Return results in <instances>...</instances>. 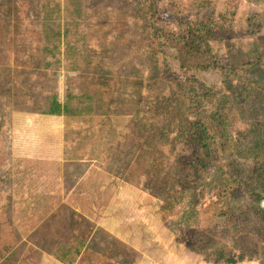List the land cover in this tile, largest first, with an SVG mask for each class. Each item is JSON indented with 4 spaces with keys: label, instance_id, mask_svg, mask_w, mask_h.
<instances>
[{
    "label": "rangeland",
    "instance_id": "374dc122",
    "mask_svg": "<svg viewBox=\"0 0 264 264\" xmlns=\"http://www.w3.org/2000/svg\"><path fill=\"white\" fill-rule=\"evenodd\" d=\"M132 1L0 0V245L7 246L18 240L21 234H26V223L14 227V219L22 218V215H15L17 208L14 206L18 204L28 206L33 203L32 200L17 201L11 196V177L17 174L16 159L10 154L12 129L18 132L17 128H19V134L26 131L30 133L37 131L38 137L33 140L30 137V143L32 144L35 140L34 142L38 143L40 148L47 141L42 134L44 129L46 133L57 135L58 120L49 119L45 114V110L49 106L47 101L52 92L58 90L59 101L65 103L68 101L69 94H78L73 90L78 87L79 79L85 81L86 86L96 84L104 87L102 79L106 74L114 75L113 68L116 67L119 77L117 85L123 88V99L113 103L116 111L135 112V87L138 85V82L135 81H142V79L144 82L139 86L144 109L147 112L143 118L145 121L140 114L131 122H139L141 128L150 130L152 124L149 115L159 111V109L150 107L152 98L155 97L156 104L159 101L164 104L160 121L156 125V127L161 126V130L154 138L158 145L159 142L162 143V167H154L155 164L144 165L145 184L143 188L144 190L149 189L148 181L152 180V174L158 171L162 172V183L156 193H162L163 214L161 218L163 221L161 220V223L163 222V226L159 230L160 236L157 232L153 233L147 230L149 223L145 221L150 215L140 210L142 205L119 214L122 216L120 222L128 229L118 230L115 225L107 227L112 230L114 237L106 239L101 237L97 240L95 249L102 255L101 258L96 259L97 262L100 260L110 262L114 259L119 262L118 264H264L261 259L257 258L255 252L251 254L243 252L242 255L240 248L233 244L231 245H233V255L236 259L234 262L225 263L221 260L207 258L205 251L208 246L204 244V241L207 236L209 237L208 231H211L214 225L218 227V233H215L214 236L221 243H224L226 238L230 241L233 240V238L224 235L223 227L220 226L226 218H231V215L209 214L203 211L202 207L221 188L219 184L217 185L223 179L220 167L224 164L225 157L227 160V157L231 155L243 166L253 167L254 174L257 172L260 176L258 180L250 181L249 174L244 173L245 178L241 185L243 192L239 194V197L236 196L235 200L254 211L264 210V165L259 166L260 162H264V151H258L260 148L264 149V143H259L252 155L247 157H242L245 149H239L236 146L244 145L243 133H246L249 128H253L252 123H255V128L258 122H263V125L256 130L264 129V118H257L254 122H250L254 119L247 117L244 95L251 91L253 86L243 87V97L236 95L232 83H236L243 77L234 75L233 66L235 63H233L234 56L232 57V55L235 53H233V48L232 51L226 49L224 42V37L232 33L234 29L241 31L249 23H253V27L258 28L255 21L252 19L248 21L257 9L259 13L256 12V14L260 15V26L264 27V0H259L256 4L251 3L250 0H179L178 6L182 8V11L194 8L199 18L209 11H214L217 17L231 10L236 11L234 24L231 25L233 28H228L226 34L220 39L209 40V43L202 48L185 45L181 42H176L173 46H165L156 58L158 65L162 68V74L156 81H153L156 90L151 89L149 85L151 81L149 73L150 75L154 73V66L149 59V46L143 47L139 54L131 60V64L121 62L113 66L114 61L121 60L124 50L128 49L129 45L133 47L134 36L142 30V21L134 14ZM158 3L163 10L167 5V0H159ZM164 20L168 29H178L179 24L176 21L167 18ZM58 29H60L61 38L58 36ZM230 29L232 32L228 33ZM255 32L256 29L253 33ZM243 37L245 36L235 40L231 36V40L233 38V42L242 43L241 45L247 50V55L254 56L251 53V40ZM68 46L73 47V52H69ZM75 66L77 68L71 70ZM102 67L105 70H102ZM17 71L25 74L24 87L20 92L16 89L17 93L15 92L14 95L11 90L4 91L2 83L4 80L12 82ZM257 73L258 78L264 75L261 69ZM193 78L203 81L205 86L211 90V96H201L199 104L201 111L208 114L214 113V116L217 117L215 134L226 140L227 148L213 165L204 184H196L195 188L190 186L182 190L179 181H191L194 174L193 165L183 156L184 153L191 154L193 151V146L188 145L190 143L187 142L190 119L193 118V114L189 111L185 100V94L194 93L197 88L194 87ZM259 82L262 83L260 86L264 88V79ZM64 85L67 86V91H64ZM118 95L121 96V94ZM251 95L249 101H255L253 107L260 111L259 116H263L264 90L252 92ZM85 99H87L85 94L81 93L75 101H84ZM260 99L261 101H259ZM15 101H17V105ZM224 102L228 111L236 110L238 114L229 119L228 126L222 133L219 124L223 116ZM15 105L19 111L14 112ZM92 109L96 111V107ZM131 126L134 129V125ZM107 131L108 129L104 134ZM99 133L101 134V132ZM252 135L255 142L257 140L264 141L262 131L254 132ZM23 137L25 138V136ZM127 137L129 138L126 140V144H129L131 138L135 136L130 134ZM52 138L50 136L48 139L50 142L48 155L57 154L56 150L64 152V150H58V138ZM137 159L148 161L143 154H140ZM28 161L31 167L34 158L30 156ZM21 162L22 164L26 163V158H22ZM137 164L134 163L133 166L136 167ZM121 167L119 166V168ZM132 169L134 168L131 167ZM256 169L258 170L256 171ZM256 182L262 186L260 187ZM220 184L222 185V181ZM13 213L16 217H13ZM34 218L35 224L38 218L36 216ZM140 218H144V221ZM141 223H146L145 231H141L143 229L140 228ZM116 224L120 228L123 227L118 219ZM191 225L195 235L199 238L201 232V241L194 242L190 238H184L185 229L190 228ZM71 226V224L65 225L62 231H54L50 235L52 234L54 237L59 232L71 230ZM32 233L38 243H43L46 240L43 239L46 235V228L41 226ZM48 234V238L52 237ZM20 241L16 245L14 244L15 246L13 245V255L18 258L25 257L28 252L26 238H21ZM50 243L58 242L48 239L47 244ZM63 244L66 247L76 245V243H61L60 245ZM58 246L50 245L47 248L55 250L59 249ZM148 247L152 248L149 250L152 262L150 259H143ZM56 252L60 254L61 249ZM0 254L5 255L3 247H0ZM53 254L56 256L55 252ZM93 254L96 255L95 252ZM42 258L47 260L46 264L60 263L52 258L50 253H47V257L42 256ZM128 260L136 261L132 263Z\"/></svg>",
    "mask_w": 264,
    "mask_h": 264
},
{
    "label": "crops",
    "instance_id": "0c3cea01",
    "mask_svg": "<svg viewBox=\"0 0 264 264\" xmlns=\"http://www.w3.org/2000/svg\"><path fill=\"white\" fill-rule=\"evenodd\" d=\"M243 38L251 40V53L254 56L249 57L247 50L242 45L241 52L239 51L238 54L234 52L237 55L236 62L244 57V61L250 60L252 64L256 63L257 66L251 70L253 74L258 75L257 71L259 69L264 72V27L258 24L255 33ZM240 77L243 78H240L236 83H240V97H243L244 92L242 90L247 83L242 74ZM263 79L264 75L261 78L251 77L248 85H252L255 90L252 89L246 94L260 91L258 89H262L260 86L262 83L259 81ZM78 84V87L73 90L74 93L78 94H73L72 99L69 100V113L62 111L58 115L49 112L47 109L51 104V99L54 95H59L58 90L53 91L51 97H49L47 101L49 106L45 110V114L49 119L58 120L57 135L55 136L50 132L46 133L44 129L42 134H44L47 141L40 148L38 143L34 142L35 140L32 144L30 143V137H32V140L38 137L36 135L37 131L34 133L26 131L20 134L19 128H17L18 132L15 129L11 131L10 154L17 162V174L11 177V196L17 201L32 200L33 203L28 206L24 204L14 206V208H17L15 215H22L21 219L14 220L18 223L17 226L26 223V234H21L18 240L7 246L0 245L5 249V255L0 254V264H46L47 260L45 261L42 256L47 257V253H50L52 258L60 262L59 264H118L119 262L114 259L110 262L103 260L97 262L96 259L101 258L102 255L96 251L95 243L101 237L104 239L114 237L112 230L107 227L115 225L118 230L128 229L120 222L122 216L119 214L136 209L138 205H142L140 207L142 212L150 215L145 221L149 223L147 230L159 234V230L162 229V193H156L162 183V172L158 171L152 174V180L148 181L149 189L144 190L143 188L145 184L144 165L155 164L154 167H162V143L159 142L158 145L154 138L161 130V126L156 127V125L160 121L163 107L160 108L161 110L159 109L157 114L148 112L151 114L149 117L152 127L147 131L141 128L139 122H131L140 114L143 119L147 113L144 109L139 85L135 87L134 101L136 109L135 112L130 113L129 111L123 112V110L116 111L113 106V103L123 99V88L118 86V83L112 93L113 98L109 102H107L106 95L101 97L98 92H93V84L89 86V92L84 89L86 86L85 81L79 79ZM63 88L65 91L67 86L64 85ZM81 93L85 94L87 99L76 102L75 99ZM118 94H121V96ZM61 105L63 109L64 101ZM93 107H96V111L92 109ZM107 108L109 112L106 111ZM131 125H134V129ZM106 129L108 131L104 134ZM132 129L133 131H131ZM130 134L135 137L131 138L129 144H126V140L129 138L127 136ZM50 136L51 138H58V150L61 149L64 152L56 150L57 154L51 153L48 155L50 144L48 139ZM140 154H143L148 161H139L137 157ZM30 156L34 158L31 167L28 161ZM22 158H26V163L22 164ZM36 160L42 162H38L36 165ZM50 161H57V167L60 170L58 181L49 180L54 176ZM134 163H138L136 167L133 166ZM119 166L122 167L119 168ZM131 167L134 169L131 170ZM112 190V198L99 217H93L91 213L87 212L93 211L98 205L92 203L97 200V192H100L102 198H104L107 192ZM81 205L87 209L81 208ZM15 215L13 213V217H16ZM35 216L38 221L34 224ZM117 219L123 227L120 228L116 224ZM140 220L144 221V218H140ZM146 223H141L140 228H143L141 231H145ZM69 224L72 225L71 230L67 229L62 233L59 232L54 237L52 234L50 235L54 231H62L63 227ZM41 226L46 228V235L43 237L46 240L43 243H38L32 231H36ZM90 229L92 231H89ZM47 233L52 237L48 238ZM24 237L27 241L28 252L25 257L18 258L13 255V245H16ZM48 239L57 240L58 243L47 244ZM79 240H83L84 245L78 253L77 259L72 263L58 257L56 250L59 249L47 248L50 245H59L58 248H60L64 245H60L61 243L72 244ZM148 248L143 259H150L152 262L153 259L149 256V250H152V248ZM52 252H55L57 257ZM128 261L134 263L136 260Z\"/></svg>",
    "mask_w": 264,
    "mask_h": 264
},
{
    "label": "trees",
    "instance_id": "16d2710c",
    "mask_svg": "<svg viewBox=\"0 0 264 264\" xmlns=\"http://www.w3.org/2000/svg\"><path fill=\"white\" fill-rule=\"evenodd\" d=\"M250 1L253 4H256L259 0ZM132 2L134 14L142 21V30L140 33L134 36L135 43L133 47L129 45L128 49L126 48V50H124V56L121 58V60L114 61L113 66H116L121 62H126L124 64H131V60L139 54V51L143 47L149 46V59L151 64L154 66V73L151 75L149 73V78L151 79L149 85L151 86V89L154 90H156V86L153 81H156V79H158L162 74V68L158 65V60L156 61V58L158 57L159 53L162 52L165 46H173L176 42H181L185 45L202 48L204 45L209 43V40H218L224 34H226L228 28H233L231 25L234 24L236 15V11L231 10L217 17L214 11H209L199 18L197 17V11L194 8L182 11V8H179L178 6V4H180L179 0H167V5L163 10L159 6V0H133ZM256 12L259 13L258 9L255 11V14L248 19V21L252 19L260 25V15L256 14ZM165 18L176 21L179 24L178 29H168L164 24ZM255 29L257 30V28L253 27V23H249L248 26L243 28L241 31H236L234 29L232 32V29H230L228 33H232L227 34L224 37L226 49L232 51L233 48V51L237 54L239 51L241 52L243 49L242 45L239 44L238 41L233 42V38L237 40L241 36H249L255 31ZM58 32V36L61 38L60 29H58ZM231 36L233 37L232 40ZM68 49L69 52H73V47L68 46ZM233 56L234 62L237 64L235 60L237 55L234 54L232 57ZM240 61H238L237 65L233 66V69H235L233 72L235 76H241L242 74L246 78V85H248L251 77H257L256 73L253 74L251 71L257 65L256 63L252 64L250 60L244 61V57H242ZM75 67L71 70H75ZM102 70H105V68L102 67ZM113 71L114 75L106 74L102 79L104 87L93 84L94 87L92 88L93 92H98L101 97L106 95L107 102L112 100V93L116 88V84L119 82L116 67L113 68ZM24 78L25 74L17 71L12 82L10 80H4L2 83L4 84V87L2 88H5L4 91H13V94L15 95L16 89L20 92L21 88L24 87ZM197 80V78H193L194 87H197L194 90V93L185 94V100L188 104V109L193 114V118L190 119V130L187 137V142L190 143L188 145L193 146V151L191 154L184 153L183 156L189 163L193 165L194 174L191 181H179L182 190L189 188L190 186L195 188L196 184H204L209 172L212 170L213 165L221 158L222 152H225L227 148L226 140L218 137V135L215 134V122L217 117L214 116V113L208 114L204 111H201V105L199 104L201 96L210 97L212 93L211 90L205 86L203 81ZM135 82H138V85H141V83L144 81L142 79V81ZM232 87L234 88L236 95L240 97V83H232ZM84 89L87 92L90 91L89 86H85ZM72 97L73 94H69L67 99L68 101L64 103V107L62 109L58 95H54L47 110L58 115H60L62 111L69 113V100H71ZM251 97V94L245 95V111L247 117L254 119L250 122H254L257 118H264V115L259 116L260 111L253 107L255 101H249ZM154 99L155 97H153L151 101L150 107L152 109H160L163 107L164 104L162 101L161 103L159 101L156 104V100L154 101ZM259 101H261V99ZM15 102L17 105V101ZM147 104L150 103L147 102ZM16 105L14 112L19 111ZM106 111L109 112V109L107 108ZM154 114H157V112H154ZM17 119H19V117H17ZM254 124L255 123H252L253 128H249L246 133H243L245 137V146L236 145L239 149H245L242 157L252 155L253 150L258 147V144L264 143V141L260 140L255 142V139L252 135L254 132L259 133L260 131H262L264 134V129L256 130L263 125V122H258L255 128ZM258 151L263 152L264 149L260 148ZM227 158L229 160H226L225 157L224 164L220 167L222 169L223 179L220 180V182L222 181V185L220 182H218L217 185L219 184L221 188L213 195L212 198L208 199L206 204H203L202 207L203 211L208 212L209 214L224 213L231 215V218H226L223 223L220 224V226L223 227L224 235L233 238V240L230 241L226 238V241L221 243V241L214 236L215 233H218V227L217 225H214V227L211 228V231H208V233H210L209 237L207 236L204 241V244L208 246L205 251L206 257L209 259L213 258L216 261L221 260L225 263L234 262L236 259L233 255V245H235L240 248L242 255L243 252H246L247 254L255 252L257 258L264 262V210L254 211L249 207L246 208L240 202L235 200V197H239V194L243 192L241 185L244 180L243 178H245L244 173L247 175L249 174V179H251L250 181L258 180L260 176L257 174V172L254 174L255 170L253 167L243 166L237 162V160L235 161L231 155H229ZM38 162L42 161L36 160L35 164L37 165ZM50 163L52 165L51 171L53 172L54 176H52L49 180L58 181L60 178V170H58L57 161H50ZM262 164L264 165V162H260L259 166ZM257 170L258 169H256V171ZM256 184L260 185V187L262 186V184H259L258 182H256ZM112 192L113 190L107 192V195L104 198H102L100 192H97V200L93 201L92 203L98 205L93 211L87 212L91 213L93 217H99L106 209L107 204H109V201L112 198ZM81 208L85 210L87 209L82 205ZM13 224L14 227L18 225L15 220L13 221ZM190 228L185 229L184 238H190L194 240V242L201 241V232L199 238L197 235H195L192 225ZM83 245V240L77 241L74 247H66L63 245L59 248L61 249V252L58 254V257L61 260H66L69 263H72L77 259L78 253H80Z\"/></svg>",
    "mask_w": 264,
    "mask_h": 264
},
{
    "label": "bare ground",
    "instance_id": "6f19581e",
    "mask_svg": "<svg viewBox=\"0 0 264 264\" xmlns=\"http://www.w3.org/2000/svg\"><path fill=\"white\" fill-rule=\"evenodd\" d=\"M226 107L225 102L223 104V110H222V118L219 124L220 127V131L222 133H224V131L226 130L227 126H228V121L229 119H232L233 117H235L236 114H238V112L236 110H230Z\"/></svg>",
    "mask_w": 264,
    "mask_h": 264
},
{
    "label": "clouds",
    "instance_id": "9594fccd",
    "mask_svg": "<svg viewBox=\"0 0 264 264\" xmlns=\"http://www.w3.org/2000/svg\"><path fill=\"white\" fill-rule=\"evenodd\" d=\"M233 63H235V62L233 61ZM235 65H236V63H235Z\"/></svg>",
    "mask_w": 264,
    "mask_h": 264
}]
</instances>
